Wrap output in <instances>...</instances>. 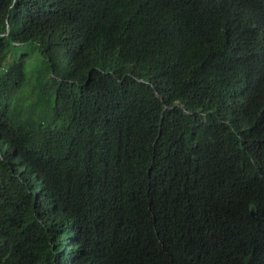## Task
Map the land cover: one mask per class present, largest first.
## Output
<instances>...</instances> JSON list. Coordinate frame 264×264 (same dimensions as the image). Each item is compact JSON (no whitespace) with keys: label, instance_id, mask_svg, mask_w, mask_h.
I'll use <instances>...</instances> for the list:
<instances>
[{"label":"trees","instance_id":"obj_1","mask_svg":"<svg viewBox=\"0 0 264 264\" xmlns=\"http://www.w3.org/2000/svg\"><path fill=\"white\" fill-rule=\"evenodd\" d=\"M0 264H264V0H0Z\"/></svg>","mask_w":264,"mask_h":264},{"label":"rangeland","instance_id":"obj_2","mask_svg":"<svg viewBox=\"0 0 264 264\" xmlns=\"http://www.w3.org/2000/svg\"><path fill=\"white\" fill-rule=\"evenodd\" d=\"M36 54H33L31 55L29 58H28V61H27V69L28 71H30L31 67L34 65V63L36 62Z\"/></svg>","mask_w":264,"mask_h":264}]
</instances>
